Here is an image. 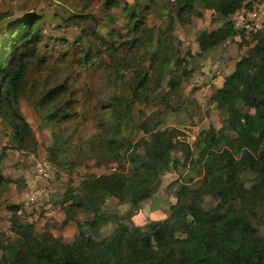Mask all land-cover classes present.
<instances>
[{"label":"trees","instance_id":"trees-1","mask_svg":"<svg viewBox=\"0 0 264 264\" xmlns=\"http://www.w3.org/2000/svg\"><path fill=\"white\" fill-rule=\"evenodd\" d=\"M102 2L97 12L63 17L54 26L72 31L71 39L47 36V18L36 13L11 18L0 31V119L9 138L0 162L9 150L31 156L40 151L18 108L34 65L41 73L70 61L94 79L76 88L51 77L32 89L35 110L51 133L48 159L69 175V189L55 204L65 215L61 231L76 225L74 240L55 235L53 226L37 232L34 223L22 221L23 206L10 204L12 236L0 238V264H264V236L251 219L264 208V32L246 35L231 22L237 12L252 10L255 0ZM204 12L222 24L197 37L198 53H183L171 42L177 25H192ZM7 17L0 8V19ZM151 17L161 25L150 27ZM237 37L243 54L210 98L223 113L220 129L202 128L190 145L179 130L148 121L144 111L137 122L138 105L159 102L167 123L171 100L184 97L185 85L195 78L193 62ZM58 45L66 47L55 57ZM93 120L88 135L82 125ZM137 131L144 136L134 138ZM86 160L117 169L86 176L75 189L71 174ZM183 167L202 173V183L180 184L175 204L162 199L167 219L144 230L131 227L146 203L155 206L163 178ZM14 182L0 170V198ZM205 197L217 204L206 209ZM124 204L132 209L122 214L117 206ZM108 224L114 231L96 238Z\"/></svg>","mask_w":264,"mask_h":264},{"label":"rangeland","instance_id":"rangeland-1","mask_svg":"<svg viewBox=\"0 0 264 264\" xmlns=\"http://www.w3.org/2000/svg\"><path fill=\"white\" fill-rule=\"evenodd\" d=\"M103 0H0V8L2 13H8L7 18L0 19V31L2 30V26L10 20L11 18L16 19L20 18L23 15L36 13L41 16H45L47 18V25L45 26V33L47 36H56V35H65L71 39L73 38L71 35L72 31H60L58 29H53L63 17L68 18L74 14L80 13H93L97 12L99 6L102 5ZM133 1V0H129ZM251 1V0H249ZM255 7L264 2V0H255ZM212 17L210 12H204L202 16L194 19L192 25L187 26H179L177 25L173 38L171 42L176 48H182L183 53L187 50H192L197 52L198 46L196 43L197 37L205 31V30H213L218 28L222 23L215 22L212 23ZM148 25L150 27L160 26V20H154L152 17L149 20ZM239 38V37H238ZM240 40V39H239ZM51 46L53 43L50 41ZM180 44V45H178ZM223 46V45H222ZM65 45H58L55 49L54 55L55 57L58 53L65 49ZM229 46H227L228 48ZM227 52V49H224ZM235 50L229 51V54L232 55L229 60V65L234 66L237 61L242 56L241 53L234 52ZM52 54V53H51ZM42 56H48L46 49L42 50ZM197 64L198 68L199 63ZM196 66V65H195ZM35 70L30 71L27 79V90L21 95L18 101V108L20 113L26 118V120L32 125L34 132L37 136L38 141L41 144L40 151L37 155L31 156L30 154L19 153L14 150H9L8 156L4 159V161L0 162V170L1 173L4 174L7 178L11 180H15L16 182L12 183L9 189L3 194L0 198L1 209H0V238H4L5 240L12 236L10 231L11 223L10 217L11 213L8 211L7 207L10 204L14 205H22L23 211L21 212V219L24 222L34 223L37 232H43L45 228L53 226V233L57 236H61V216H64L62 213L60 206L55 203L52 204V197L49 201H45V199H39L38 202L34 204H29L27 202V195L35 190H41L44 187L40 185V182L36 179V173L39 169L40 165H44L46 161H49L48 155L46 152V148L49 144L51 133L43 122L41 116H39L38 112L34 107V95L33 88H35L38 84H42L44 79L51 78L58 80L59 83L64 85H72L73 87L79 88L85 85L88 82L90 84L93 78H89L88 75H85V71L81 70L79 66H75L72 63L66 62L65 65H57L53 70H47L44 72H39V65H34ZM37 68V69H36ZM228 72L231 70L227 69ZM217 73L212 70L210 72V76H214ZM197 76L191 79L184 87L183 96L179 99L171 100V107L173 108V112H169V120L165 123V119L167 117V112L163 111L164 107L159 102L152 107L145 108L143 105H138L135 109V115L137 122L141 121L140 111L145 112V118L150 122H162L160 129H177L180 133H183L184 136L181 139H185L190 145H194L196 139L198 137L199 131L202 128L215 127L219 129L222 127V117L223 113L219 110L215 104H212L210 101L211 92L210 91H199L201 88V84L203 81H197ZM36 81L38 83H36ZM94 81L93 83H95ZM218 88L215 87L212 91L216 92ZM198 92V93H197ZM200 99V101L197 99ZM79 97H81L79 95ZM179 111L176 112V109L179 108ZM159 112H162L160 114ZM86 131V134L93 132L95 129L94 120L82 125ZM79 121L77 122V127L80 129ZM199 126L200 130L197 128H193ZM193 128V129H189ZM5 126L3 121L0 119V155L2 153V148L8 144L9 138L4 133ZM83 128V129H84ZM89 135V134H88ZM144 136L142 131H137L134 138L139 139ZM195 138L192 139V138ZM177 159L182 161L183 156L181 154H176ZM94 160H86L74 170L71 176L73 183L72 187L78 189L84 177L88 176H101L103 174H107L112 172L114 169H117V165H111L109 167L102 166L97 167L94 165ZM129 169L128 166H126ZM52 169L55 172V178L51 184L62 182L65 188H69V175L66 172L59 171L57 167L52 164ZM189 178H192L190 181ZM254 177H248L249 182H247V186L250 187L252 180ZM204 179V175L200 173L198 170H193L190 168H180L178 173H172L163 178V185L161 189L157 191L155 199V206L151 205V210L143 209L137 212L134 217L131 219L129 225L131 227L138 226L141 229H146L148 225L153 222H161L168 218L170 215L168 207H161L162 199L176 203V192L180 184L188 183L190 186H194L202 183ZM175 183V184H174ZM168 186H170L168 188ZM46 189H49L48 187ZM169 204V203H168ZM167 204V205H168ZM217 203L211 197H205L203 206L206 209H209L215 206ZM126 210L125 214L132 209V206L129 204H124ZM259 208V207H258ZM115 210L113 208H110ZM252 216V215H251ZM81 221L85 220V215L81 214ZM251 219L254 221L257 228L260 230L261 235L264 236V208H259L256 210V215H253ZM115 226L113 224H108L106 227L102 228L101 233L96 236V238H104L110 235L114 231ZM73 234H69L68 241H73ZM1 256V253H0Z\"/></svg>","mask_w":264,"mask_h":264},{"label":"crops","instance_id":"crops-1","mask_svg":"<svg viewBox=\"0 0 264 264\" xmlns=\"http://www.w3.org/2000/svg\"><path fill=\"white\" fill-rule=\"evenodd\" d=\"M239 41L240 40L238 37L235 38L234 40H230L226 44H223V46L221 45L220 47L212 50L211 52H209L205 56L198 58L193 62L192 66H193V69L195 70V75L198 78L197 81H203V79H205L203 81V84L200 85L201 88L199 89L198 92L207 90V91L211 92L210 95L212 96L214 93L212 90L215 87L220 89L223 86L224 78L227 75H229L233 71V69L235 68V64H234L233 68H232V66L229 65V60H230V57L232 56L229 54V51L235 50L234 52H236V53L242 52L239 50V48L237 46V43ZM227 46H229V47L227 48ZM224 49H227V52ZM193 52L198 53L199 49L197 52H195V51H193ZM195 63H199L200 67L198 68L197 67L198 65ZM227 69H229L231 71L228 72ZM212 70L215 71L217 74L211 77L209 74H210V72H212ZM197 99L200 101V99L198 98V95H197ZM193 128L194 129L197 128V130H200L199 126H196V127L193 126ZM193 128L189 127V129H193ZM213 128H215V127H213ZM192 139L195 140L194 137ZM40 185H43L44 187H46V188L48 187L50 189L51 197H52V204L55 202L58 203V202L62 201L66 192L69 189V188H65L63 186L64 184L62 182H59V183L57 182V183L51 184L47 181H43V182H40ZM113 203H116V201H113ZM170 203L175 204V202H173V200H171V199H170ZM147 208L149 210H151V205H149L148 203H146L143 206V209H147ZM60 209H61V207H60ZM117 209L121 213H124V211L126 210L125 205H119V206H117ZM64 219H65V215L61 216V219L58 221H61V220L64 221ZM61 232H62V236L64 237V239L66 241H68L67 236H69V234H73L72 236H73V240H74V238L77 234L76 225L74 223H71L65 229H63ZM69 242H72V241L69 240Z\"/></svg>","mask_w":264,"mask_h":264},{"label":"built area","instance_id":"built-area-1","mask_svg":"<svg viewBox=\"0 0 264 264\" xmlns=\"http://www.w3.org/2000/svg\"><path fill=\"white\" fill-rule=\"evenodd\" d=\"M231 22L237 31L243 32L246 35L264 32V2L258 4L252 10L237 12L231 17ZM54 178L55 172L52 169V163L50 161H46L43 166H39L36 173L37 180L52 182ZM39 199H45V201H49L50 203V189H35L27 195V202L29 204H34L38 202Z\"/></svg>","mask_w":264,"mask_h":264}]
</instances>
